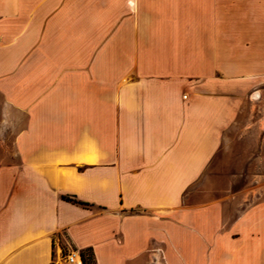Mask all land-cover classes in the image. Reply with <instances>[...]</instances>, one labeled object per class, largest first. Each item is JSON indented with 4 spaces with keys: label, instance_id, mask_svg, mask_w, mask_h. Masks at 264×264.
Masks as SVG:
<instances>
[{
    "label": "crops",
    "instance_id": "crops-1",
    "mask_svg": "<svg viewBox=\"0 0 264 264\" xmlns=\"http://www.w3.org/2000/svg\"><path fill=\"white\" fill-rule=\"evenodd\" d=\"M250 97L264 0H0V264H264V170L186 201Z\"/></svg>",
    "mask_w": 264,
    "mask_h": 264
},
{
    "label": "rangeland",
    "instance_id": "rangeland-1",
    "mask_svg": "<svg viewBox=\"0 0 264 264\" xmlns=\"http://www.w3.org/2000/svg\"><path fill=\"white\" fill-rule=\"evenodd\" d=\"M7 122V117L0 113V143L12 140L13 134L6 131ZM263 153L264 97L258 100L250 97L248 106L244 107L234 127L226 133L222 148L200 180L192 186L186 201L202 204L229 198L226 206L232 212L231 202H237L241 193L249 192L258 181L257 172L264 170ZM2 154L0 144V161Z\"/></svg>",
    "mask_w": 264,
    "mask_h": 264
},
{
    "label": "built area",
    "instance_id": "built-area-1",
    "mask_svg": "<svg viewBox=\"0 0 264 264\" xmlns=\"http://www.w3.org/2000/svg\"><path fill=\"white\" fill-rule=\"evenodd\" d=\"M51 264H84V260L80 251L71 249L64 251V246L58 239L55 244V253Z\"/></svg>",
    "mask_w": 264,
    "mask_h": 264
},
{
    "label": "trees",
    "instance_id": "trees-1",
    "mask_svg": "<svg viewBox=\"0 0 264 264\" xmlns=\"http://www.w3.org/2000/svg\"><path fill=\"white\" fill-rule=\"evenodd\" d=\"M63 198H64V199H67V200H70V201L78 202V201H76V200H74V199H72L71 197L66 196V195H64ZM79 203H81V204H85V203H83V202H79ZM81 254H82V257H83V260H84V264H92V263L94 262V259H93V257H92L91 252H89V251H86V252L83 251V252H81Z\"/></svg>",
    "mask_w": 264,
    "mask_h": 264
}]
</instances>
